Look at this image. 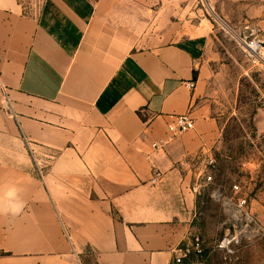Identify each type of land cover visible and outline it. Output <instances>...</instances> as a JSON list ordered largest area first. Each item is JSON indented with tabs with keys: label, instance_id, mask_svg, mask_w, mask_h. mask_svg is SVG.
<instances>
[{
	"label": "crops",
	"instance_id": "1",
	"mask_svg": "<svg viewBox=\"0 0 264 264\" xmlns=\"http://www.w3.org/2000/svg\"><path fill=\"white\" fill-rule=\"evenodd\" d=\"M183 1L0 0V207L24 204L0 212V264H172L195 239L207 264L211 28L177 32ZM186 113L194 129L171 139Z\"/></svg>",
	"mask_w": 264,
	"mask_h": 264
},
{
	"label": "rangeland",
	"instance_id": "2",
	"mask_svg": "<svg viewBox=\"0 0 264 264\" xmlns=\"http://www.w3.org/2000/svg\"><path fill=\"white\" fill-rule=\"evenodd\" d=\"M263 16L264 0L183 1V27L177 32L186 37L201 30L203 23L211 28L209 73L199 101L219 128V139L211 149L217 170L198 197L204 240L213 249L207 264H229L215 246L237 215L234 204H225L234 197V185L241 187L262 228L261 236L238 250V264H264V50L261 47L256 55L247 48L258 40L256 20ZM148 30L162 42L174 29Z\"/></svg>",
	"mask_w": 264,
	"mask_h": 264
},
{
	"label": "built area",
	"instance_id": "3",
	"mask_svg": "<svg viewBox=\"0 0 264 264\" xmlns=\"http://www.w3.org/2000/svg\"><path fill=\"white\" fill-rule=\"evenodd\" d=\"M251 43H256L259 45V50L254 53L256 55L260 54V41L257 40ZM0 91L4 97L6 105L11 107L10 95L2 80L1 74ZM194 127L195 122L188 113L171 116V120L167 125L171 139L193 130ZM163 144L164 142L160 141L159 143H154L152 147L158 148ZM216 170L217 168L214 156H206L204 160L203 179L206 185L213 181ZM161 179L162 173L154 169L151 183L157 184L161 181ZM195 192H198V189L195 190ZM233 194L234 197L229 199L225 204H234L237 210V215L233 216V226L227 229L226 235L218 244H216L215 249L223 252V258L229 264H238V256L236 253L242 248L244 243H249L261 236L262 228L259 226V222L254 217L253 213L249 211L248 199L246 196L241 195V187L239 185L233 186ZM172 264H206L202 242L199 239H195L189 245L181 247L177 251Z\"/></svg>",
	"mask_w": 264,
	"mask_h": 264
},
{
	"label": "clouds",
	"instance_id": "4",
	"mask_svg": "<svg viewBox=\"0 0 264 264\" xmlns=\"http://www.w3.org/2000/svg\"><path fill=\"white\" fill-rule=\"evenodd\" d=\"M24 204L22 202L19 203H11L7 207H0V212H8L12 215H17L23 211Z\"/></svg>",
	"mask_w": 264,
	"mask_h": 264
},
{
	"label": "bare ground",
	"instance_id": "5",
	"mask_svg": "<svg viewBox=\"0 0 264 264\" xmlns=\"http://www.w3.org/2000/svg\"><path fill=\"white\" fill-rule=\"evenodd\" d=\"M247 48H248L252 53H254V52L258 51L260 47H259V45L256 44V43H250V44L247 45Z\"/></svg>",
	"mask_w": 264,
	"mask_h": 264
}]
</instances>
